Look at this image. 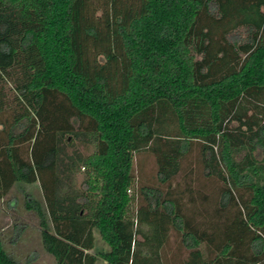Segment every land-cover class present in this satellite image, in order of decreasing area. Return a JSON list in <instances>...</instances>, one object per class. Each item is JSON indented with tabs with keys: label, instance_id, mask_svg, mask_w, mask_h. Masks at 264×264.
<instances>
[{
	"label": "trees",
	"instance_id": "obj_1",
	"mask_svg": "<svg viewBox=\"0 0 264 264\" xmlns=\"http://www.w3.org/2000/svg\"><path fill=\"white\" fill-rule=\"evenodd\" d=\"M29 48L32 110L0 106V196L38 183L24 206L55 264H164L170 228L181 264H264V0H0V54ZM69 134L93 149L67 152ZM193 146L208 207L173 192ZM141 149L167 189L140 188L132 216ZM94 230L105 250L88 251ZM0 264H23L1 238Z\"/></svg>",
	"mask_w": 264,
	"mask_h": 264
},
{
	"label": "rangeland",
	"instance_id": "obj_2",
	"mask_svg": "<svg viewBox=\"0 0 264 264\" xmlns=\"http://www.w3.org/2000/svg\"><path fill=\"white\" fill-rule=\"evenodd\" d=\"M10 37L7 39L16 46V33L14 32ZM29 62L34 68L40 66L39 59L34 49L31 48L27 50L24 56L20 54L19 50L8 55L0 54V106L8 108L13 114L18 115L32 110L31 93L27 95L18 91L19 85L27 80L30 71L27 70ZM68 138L69 142L65 144L67 152L76 150L81 154H87L93 149L90 142H82L71 134ZM196 159L197 151L193 146L181 160L180 172L172 181V184H175L173 192H180L182 198L185 199L187 196L185 187H191L189 189L193 191L191 192L195 196L194 204H197L196 192L204 191L209 197L208 207L216 197L218 184L215 179H208L202 175L201 164ZM155 168L153 155L148 150L141 149L133 152V185L128 192L130 193L134 189L137 196H134L129 202L128 213L130 215L133 216L137 206L144 201L143 194L139 192L140 188L153 187L161 191L167 189L165 184H160L156 180ZM82 177L83 169H76L72 175V187L79 188ZM28 197L35 198L43 204L41 189L36 181L33 183H14L4 195L0 196V238L3 247L9 255L23 264H55L53 258L40 243V228L36 214L24 206V201ZM93 235L94 246L88 251L105 250L107 245L100 239L95 230ZM180 245L179 232L170 228L167 240L161 250V258L164 264H181L179 262L186 255L187 250ZM94 264H102V260L97 257Z\"/></svg>",
	"mask_w": 264,
	"mask_h": 264
}]
</instances>
